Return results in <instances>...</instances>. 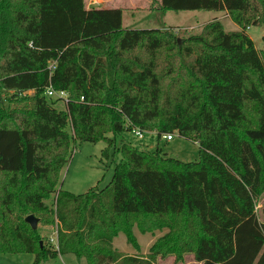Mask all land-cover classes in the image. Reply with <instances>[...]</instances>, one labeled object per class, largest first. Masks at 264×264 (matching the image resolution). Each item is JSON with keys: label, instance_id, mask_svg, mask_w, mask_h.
Wrapping results in <instances>:
<instances>
[{"label": "trees", "instance_id": "obj_1", "mask_svg": "<svg viewBox=\"0 0 264 264\" xmlns=\"http://www.w3.org/2000/svg\"><path fill=\"white\" fill-rule=\"evenodd\" d=\"M155 12H223L238 30L213 20L180 38L124 28L121 8H86L84 0H0V253L31 254L33 264L65 255L155 264L185 254L200 264H264V207L260 218L250 213L236 188L253 202L264 193V52L246 33L264 25V0H157ZM48 88L67 95L63 110ZM134 128L157 139L176 133L198 145L199 160L137 149L122 137ZM75 141L104 143L106 160L122 157L105 189H57ZM194 173L205 175L210 217L231 220L214 182L228 204L249 213L231 234L208 231ZM29 215L55 228L53 246H40ZM134 227L171 234L145 257L124 255L112 243L123 233L137 250Z\"/></svg>", "mask_w": 264, "mask_h": 264}, {"label": "rangeland", "instance_id": "obj_2", "mask_svg": "<svg viewBox=\"0 0 264 264\" xmlns=\"http://www.w3.org/2000/svg\"><path fill=\"white\" fill-rule=\"evenodd\" d=\"M157 0H84L87 8L90 7H120L123 10L122 25L124 28L131 29H166L167 31L177 34L180 38L198 34L204 25L213 20L220 21L225 32L237 31V26L230 21L227 14L223 12H169L162 16L155 12ZM247 35L251 38L258 53L264 52V25L262 27H251L247 30ZM55 100V99H54ZM58 100V99H57ZM57 110H63L65 103L57 102ZM69 130V129H68ZM123 139L137 149L145 148L154 150L158 148L166 156L181 161L183 163L196 162L199 160V147L184 138L175 135L171 141L157 139L155 134L145 132L143 140L136 139L132 134L126 132L122 135ZM105 148L102 142L91 144L75 141L71 145V156L61 170L57 189L81 195L87 193L90 189L96 188L103 190L108 186L112 179L113 167L115 164L122 162V157L115 154L112 159L106 160L101 156V151ZM234 178V177H231ZM193 194L197 206L202 215V219L209 225L210 233L226 232L231 234L233 225L243 221L249 213L241 212L238 204L232 200L231 204L221 195L218 184L214 182L215 197L219 208L231 220L223 225L217 218L209 216V209L206 202L207 185L203 173L192 174ZM240 195L245 198L250 213H255L258 218L261 216L264 207V193L257 202H253L247 190L241 185L236 184ZM54 197L50 196L45 201L47 206L52 208ZM41 237L40 244H55V228L44 226L38 221L36 229ZM132 234L138 245L134 250L126 242L123 233H119L114 239L112 245L114 249L124 255L141 258L145 257L152 245L163 236L171 234L169 228L154 229L141 232L140 228L134 227ZM226 241L232 244V239L228 237ZM229 256V253H226ZM34 257L31 254H4L0 253V264H33ZM50 264H85L84 261H76L72 255L59 256L52 260ZM155 264H197L191 254H185L181 262H176L173 255L162 258L157 257Z\"/></svg>", "mask_w": 264, "mask_h": 264}, {"label": "built area", "instance_id": "obj_3", "mask_svg": "<svg viewBox=\"0 0 264 264\" xmlns=\"http://www.w3.org/2000/svg\"><path fill=\"white\" fill-rule=\"evenodd\" d=\"M46 95L49 98L56 99V100L58 99L63 103L67 102V95L63 92H55L53 89L48 88L46 91ZM144 133L145 132L140 131L139 129H135V128L130 131V134H132L138 140H143ZM152 134H154V133H152ZM175 135H177V134L174 133V134L162 135L161 139H163L165 141H171Z\"/></svg>", "mask_w": 264, "mask_h": 264}, {"label": "water", "instance_id": "obj_4", "mask_svg": "<svg viewBox=\"0 0 264 264\" xmlns=\"http://www.w3.org/2000/svg\"><path fill=\"white\" fill-rule=\"evenodd\" d=\"M25 223H27L30 228L32 230H36L37 229V225H38V220L36 218H34L32 215H29L25 218ZM41 246V244H40Z\"/></svg>", "mask_w": 264, "mask_h": 264}, {"label": "crops", "instance_id": "obj_5", "mask_svg": "<svg viewBox=\"0 0 264 264\" xmlns=\"http://www.w3.org/2000/svg\"><path fill=\"white\" fill-rule=\"evenodd\" d=\"M87 8V7H86ZM91 8V7H90ZM95 8H104V9H111V8H120V7H95ZM200 264V263H197Z\"/></svg>", "mask_w": 264, "mask_h": 264}]
</instances>
